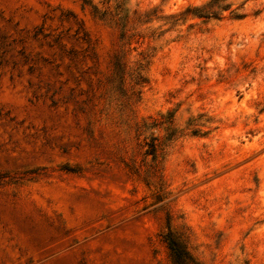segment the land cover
<instances>
[{"label":"rangeland","instance_id":"rangeland-1","mask_svg":"<svg viewBox=\"0 0 264 264\" xmlns=\"http://www.w3.org/2000/svg\"><path fill=\"white\" fill-rule=\"evenodd\" d=\"M208 2L0 0V264H264V0Z\"/></svg>","mask_w":264,"mask_h":264},{"label":"trees","instance_id":"trees-1","mask_svg":"<svg viewBox=\"0 0 264 264\" xmlns=\"http://www.w3.org/2000/svg\"><path fill=\"white\" fill-rule=\"evenodd\" d=\"M219 2H221V5L219 4ZM215 3L218 4L217 8H219V10H227L229 8V4L226 3L225 0H210V2L204 4L201 7H197L191 10L187 9L186 14L191 13L194 16L206 18L209 16H215L216 11H211L210 9L212 8V6L215 5ZM123 36H125L124 33ZM116 64L118 70H116L115 74L118 79L123 80L126 72L123 70L120 60H118ZM135 79L136 84H139L143 81L142 75L139 71L136 72ZM155 140V138H152L149 142H146L147 154H152L156 156L158 144ZM163 238L164 241L167 243L168 248L170 249L171 255L176 264H197L196 261L193 259L192 255L186 250V248L179 242V240L172 234L171 231H168Z\"/></svg>","mask_w":264,"mask_h":264}]
</instances>
